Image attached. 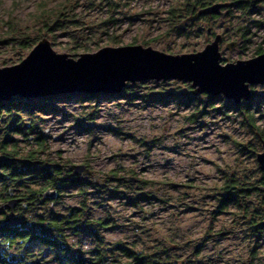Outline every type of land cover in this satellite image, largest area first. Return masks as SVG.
Here are the masks:
<instances>
[{
    "label": "rangeland",
    "instance_id": "obj_1",
    "mask_svg": "<svg viewBox=\"0 0 264 264\" xmlns=\"http://www.w3.org/2000/svg\"><path fill=\"white\" fill-rule=\"evenodd\" d=\"M235 1L202 0L232 7L222 9L229 10L223 17L185 25L184 0H0V69L20 63L32 50L6 46L12 34L36 44L47 39L56 54L74 60L104 47L138 45L169 55L197 53L221 35L222 65L249 60L264 49V2L243 11ZM182 25L186 32L179 30ZM231 42L235 47L228 50ZM249 88L251 101L239 106L222 95H194L191 83L174 80L127 82L117 95L14 97L7 104L16 108L0 112V146L13 147L19 161L37 151L42 165L62 172V188H45L39 197L38 215L84 207L91 221L109 219L99 232L106 242L145 252L170 248L177 264L186 258L191 264H264V231L247 230L249 218L264 215V204L257 208L250 192L231 194L239 209L222 191L229 179L248 189L260 176L256 154L262 148L254 134L264 140V85ZM39 136L42 148L36 146ZM6 157L0 151V160ZM70 165H84L92 175L71 176ZM13 188L17 197L22 188ZM160 192L169 203L151 199ZM9 199L0 186V208ZM17 212L20 218L31 215L28 208ZM68 240L85 252L95 244L83 235L70 234Z\"/></svg>",
    "mask_w": 264,
    "mask_h": 264
},
{
    "label": "water",
    "instance_id": "obj_2",
    "mask_svg": "<svg viewBox=\"0 0 264 264\" xmlns=\"http://www.w3.org/2000/svg\"><path fill=\"white\" fill-rule=\"evenodd\" d=\"M232 5L216 2L196 10L184 19V24H192L203 16L228 15L224 8ZM222 36L197 53L169 55L150 47L123 46L104 47L92 54H81L77 60L67 54H56L47 39L40 40L29 54L18 64L0 69V103L14 97L37 99L66 94H120L127 82L147 80L184 81L191 83L192 94H206L211 97L222 95L234 104L252 98L250 86L264 85V53L249 60L221 64L219 44ZM235 43L226 45L233 50ZM259 170L264 172V141L262 152L256 156ZM71 176L88 178L91 170L84 165H70ZM97 177L94 182L97 183ZM136 179L129 177V182ZM100 185L104 180L99 181ZM98 184V183H97ZM48 192L46 196L53 197ZM139 196L141 193H138ZM17 200L11 199L7 206L12 208ZM15 221L6 220L7 227Z\"/></svg>",
    "mask_w": 264,
    "mask_h": 264
},
{
    "label": "trees",
    "instance_id": "obj_3",
    "mask_svg": "<svg viewBox=\"0 0 264 264\" xmlns=\"http://www.w3.org/2000/svg\"><path fill=\"white\" fill-rule=\"evenodd\" d=\"M183 8L185 12L192 13L197 7H203L202 0H184ZM264 2V0H236L233 6L244 10L253 9L254 4ZM73 10V9H72ZM71 10V12H72ZM174 17L177 14L173 13ZM216 18V16L212 17ZM187 31V26L182 25L179 29ZM18 38L20 39L18 41ZM6 46L17 45V50H29L35 46L34 38L29 36L7 37ZM10 43V44H9ZM12 43V44H11ZM264 53L258 50L257 55ZM13 100V99H11ZM9 102V101H8ZM16 106L14 103H0V112L6 106ZM249 105V104H248ZM16 108V107H15ZM41 135V134H39ZM42 138H36V146L42 148ZM0 146V151L6 158L0 160V186L5 191V199L9 198L10 193H16V186L22 188L17 195L27 207L18 204L20 210L30 209L31 215L19 216L15 223H9L3 227L2 217H5L6 210L0 208V264H177V257L172 254L171 249L156 248L152 252H145L137 249L133 245L122 243H108L100 235V230L108 228L109 219H95L91 221L85 214L84 207L81 209H70L66 214L57 216H46L36 214L35 210L40 200L39 197L45 188H62L64 179H61L62 172L53 165H42L36 158L37 151H29L24 159H16L18 153L14 148L6 151V147ZM71 175V174H70ZM39 179V180H38ZM40 181V183H38ZM71 183H79L75 179H69ZM39 186L35 188L34 186ZM79 186V185H77ZM81 186V185H80ZM10 189V190H9ZM230 188H222L226 193ZM232 189V188H231ZM232 191V190H231ZM235 193L243 192L240 186L235 188ZM59 197V196H58ZM232 198V197H231ZM230 198L229 202H233ZM139 199V198H137ZM228 199V198H227ZM11 200V199H9ZM8 200V201H9ZM8 203V202H7ZM238 206L237 203H232ZM8 207V206H7ZM241 209L240 206H238ZM20 214V213H18ZM13 222V221H12ZM88 236L95 242L94 247L85 252L68 240L69 235ZM35 246L38 247L36 250ZM88 253L87 256L85 254ZM49 256V257H48ZM198 258V257H197ZM181 264H191L189 259L180 262ZM192 264H202L193 262Z\"/></svg>",
    "mask_w": 264,
    "mask_h": 264
},
{
    "label": "flooded vegetation",
    "instance_id": "obj_4",
    "mask_svg": "<svg viewBox=\"0 0 264 264\" xmlns=\"http://www.w3.org/2000/svg\"><path fill=\"white\" fill-rule=\"evenodd\" d=\"M204 6H206V5H204ZM195 9L196 8H194L193 10H192V13H190V15H192L194 12H195ZM190 15H188V16H190ZM204 17V16H203ZM211 17H214V16H211ZM210 17V18H211ZM252 99V98H251ZM251 101V100H250ZM249 101V102H250ZM249 102H245V101H241L239 104H234L235 106H239V105H241V104H243V105H246L247 103H249ZM254 136L259 140V142H260V144H261V148H262V141H264L263 139H262V134H259V133H255L254 134ZM258 154V153H257ZM257 154H256V156H257ZM257 162V161H256ZM258 170H259V168H258ZM260 171V176L259 177H257L255 180H254V182L253 183H251V184H249V188L248 189H241V187H243V185L242 184H240V185H238L239 183H237L235 180H232V179H229L224 185H223V188L225 187V188H230V189H226V190H228L227 191V194H226V196H225V199H227L228 198V201H230V198H231V194H234V195H237L236 193H233V192H235L234 190H235V188H237L238 186H240V189L243 191V192H241L242 193V196L243 195H245V196H247V194L250 192V193H252V194H255L256 195V206H257V208L258 207H260L261 206V208H262V206H263V200H264V172H262L261 170H259ZM69 174H70V172H69ZM94 174V173H93ZM95 175V174H94ZM90 178V177H89ZM71 179V178H70ZM92 179V181H93V178H91ZM106 182H108V180L106 179ZM237 183V184H236ZM247 184V183H246ZM95 185V184H94ZM105 186V185H104ZM232 188V189H231ZM232 190V191H231ZM142 193V192H141ZM154 193H158V190H155L154 191ZM141 198L143 199V200H145L146 199V193H142L141 195ZM259 196H262L263 197V199H259ZM9 198L10 199H12V198H19V197H16V193H10L9 194ZM151 199L152 200H157V201H160V202H162L163 204H167V203H169V198L168 197H166L165 196V193L164 192H160V196L157 198L155 195H152L151 196ZM231 199H233V200H235V197L234 198H231ZM19 203H16L12 208H9V207H7V204H5L4 206H3V208L6 210V215H5V217H2V221H4V220H10V221H15V220H17L18 218H19V212H17V211H20V208H18V204H21L22 202H21V200L20 201H18ZM233 203H238L237 201H233ZM21 205H23V206H25V204L24 203H22ZM257 211V210H256ZM15 213H17V217H16V219H14L15 217L14 216H16V214ZM8 214H10V215H8ZM247 224L248 225H250L249 226V228H247V230H250V232L252 233V234H259L261 231L263 232L264 231V215H263V213L260 215V216H255L254 217V219H251V218H249V220H248V222H247ZM261 230V231H260Z\"/></svg>",
    "mask_w": 264,
    "mask_h": 264
},
{
    "label": "bare ground",
    "instance_id": "obj_5",
    "mask_svg": "<svg viewBox=\"0 0 264 264\" xmlns=\"http://www.w3.org/2000/svg\"><path fill=\"white\" fill-rule=\"evenodd\" d=\"M223 37V36H222Z\"/></svg>",
    "mask_w": 264,
    "mask_h": 264
}]
</instances>
